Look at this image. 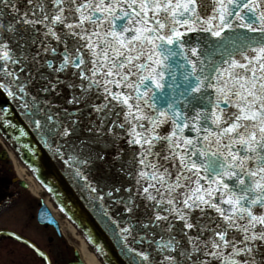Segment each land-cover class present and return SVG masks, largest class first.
I'll list each match as a JSON object with an SVG mask.
<instances>
[{
    "label": "snow or ice",
    "instance_id": "1",
    "mask_svg": "<svg viewBox=\"0 0 264 264\" xmlns=\"http://www.w3.org/2000/svg\"><path fill=\"white\" fill-rule=\"evenodd\" d=\"M0 94L126 264H264V0H0Z\"/></svg>",
    "mask_w": 264,
    "mask_h": 264
},
{
    "label": "water",
    "instance_id": "2",
    "mask_svg": "<svg viewBox=\"0 0 264 264\" xmlns=\"http://www.w3.org/2000/svg\"><path fill=\"white\" fill-rule=\"evenodd\" d=\"M167 91V89H164L163 93H167ZM4 103H6V98L0 94V105ZM9 118L12 119L14 123H18L24 127L25 130L29 132V135L27 137H22L18 129L0 125V135L4 141L7 142L13 151L20 157L22 162L35 174L37 180L50 193L55 204L67 215L83 235L86 236L89 243L102 257L103 262L105 264H109V262L110 264H126V260L120 251L119 243L102 227L95 213L91 210L88 201L84 199L80 189L74 186L73 182L65 173L64 165L54 159L48 149L39 145L36 134L27 127L22 116L16 112L14 107L13 115ZM25 143H31L37 146L39 148L38 154L33 156L28 149L23 147ZM94 177L97 180H115L119 178L114 170L111 173L106 172L103 164L97 165L96 170H94ZM19 184L22 187H28L27 183L24 181H20ZM48 186H51L55 191L50 192ZM57 193L59 195H57ZM62 204L64 205L63 208L61 207ZM5 233L10 234L11 232L6 231ZM89 233L94 240L102 246L103 252L99 251L93 241L89 240ZM75 256L80 260L77 252H75ZM78 264L82 263L80 262Z\"/></svg>",
    "mask_w": 264,
    "mask_h": 264
},
{
    "label": "flooded vegetation",
    "instance_id": "3",
    "mask_svg": "<svg viewBox=\"0 0 264 264\" xmlns=\"http://www.w3.org/2000/svg\"><path fill=\"white\" fill-rule=\"evenodd\" d=\"M4 170L5 178L0 182V230H12L26 239L32 241L40 250L46 253L48 262L29 245L18 241L11 236L2 235L0 237V264H71L75 262V257L66 256L60 258V231L50 224H40L38 222V211L34 214V208L39 202L34 201L31 212L21 213L17 218H12L11 200H12V169L8 154L3 153L0 148V170ZM28 205V201L24 200ZM31 204V203H30ZM41 205V202H40ZM39 210V209H38ZM63 246V245H62ZM75 256V251H74ZM66 258V261H65Z\"/></svg>",
    "mask_w": 264,
    "mask_h": 264
},
{
    "label": "bare ground",
    "instance_id": "4",
    "mask_svg": "<svg viewBox=\"0 0 264 264\" xmlns=\"http://www.w3.org/2000/svg\"><path fill=\"white\" fill-rule=\"evenodd\" d=\"M0 145L5 148L9 154V157L11 161L15 164V167L17 169L18 177L21 180H24L29 185V191L37 197H42L46 203V205L49 207V209L52 211V213L56 217H61L66 225H61V230L63 233L67 236L68 242L73 243L69 236L79 241V245H74L75 249L78 251L79 256L81 258V261L83 264H104L101 256L98 254L96 249L87 241L83 233L77 229L73 225V223L70 222L68 217L65 216L54 204L53 201L47 192V190L41 186V184L37 181L34 174L29 170V168L22 162L20 157H18L15 152L8 146L7 142L3 140V138L0 136Z\"/></svg>",
    "mask_w": 264,
    "mask_h": 264
},
{
    "label": "rangeland",
    "instance_id": "5",
    "mask_svg": "<svg viewBox=\"0 0 264 264\" xmlns=\"http://www.w3.org/2000/svg\"><path fill=\"white\" fill-rule=\"evenodd\" d=\"M10 166L12 169V173H11V177H12V188H11L12 200H11V206H10V209H11L10 212L12 214V218L13 219L17 218L18 215H20L21 213H24V212L30 213L34 201L39 202V205H36L34 208V211H33L34 214L36 215L37 211L40 207V202L43 201V199L34 196L29 190L22 189V187H20L16 182H13V178L18 177V174H17V169H16L13 161H10ZM4 174H5L4 170L1 169L0 170V182H1V178H5ZM0 188H1V186H0ZM24 200L28 201V205H27V203L24 202ZM0 212H4L3 208L0 209ZM57 219L61 225H63V226L66 225V223L64 222V220L61 217H57ZM65 237H66V239H65ZM69 238L73 242L72 244L67 241L68 238L65 234L63 236V231H62V237L60 238V245L61 246H60V250H59L60 258H64L66 256V249H64V247L69 249L67 252L68 255L66 256V258L69 256H71V258L74 257V249H75L74 245H76V244L79 245V241L72 238L71 236H69ZM66 258H65V261H66Z\"/></svg>",
    "mask_w": 264,
    "mask_h": 264
}]
</instances>
